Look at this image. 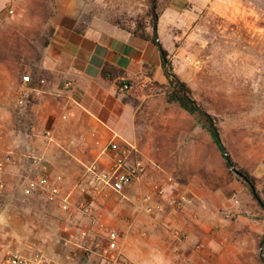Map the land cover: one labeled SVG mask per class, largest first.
I'll list each match as a JSON object with an SVG mask.
<instances>
[{"label":"rangeland","instance_id":"rangeland-1","mask_svg":"<svg viewBox=\"0 0 264 264\" xmlns=\"http://www.w3.org/2000/svg\"><path fill=\"white\" fill-rule=\"evenodd\" d=\"M58 1L62 6L67 0H0V60L9 70L37 63ZM80 1L83 25L98 18L128 32L149 22L147 0ZM158 1L160 39L173 71L213 115L236 170L256 178L264 201V0ZM157 77L165 79L164 72ZM167 92V84H150L125 97L138 109L137 144L143 156L170 171L183 187L201 181L264 214L249 185L227 168L207 129L178 105L169 104ZM16 185L11 191L5 186L0 195V262L9 251L54 253L48 249L55 244L54 255L62 257L58 229L68 222L56 206L26 198L21 178ZM64 260L63 256L62 263L75 264ZM82 262L95 264L87 258Z\"/></svg>","mask_w":264,"mask_h":264},{"label":"crops","instance_id":"crops-1","mask_svg":"<svg viewBox=\"0 0 264 264\" xmlns=\"http://www.w3.org/2000/svg\"><path fill=\"white\" fill-rule=\"evenodd\" d=\"M57 5L54 32L39 64H18L11 71L0 61V121L5 124L0 154L11 155L16 162L3 176L9 191L25 174L29 164L25 155L30 152L40 155L53 175L65 177L67 190L79 180L82 164L93 161L115 136L138 145V109L125 97L150 84H167L166 77H157L163 72L162 61L152 43L104 19L83 25L80 0ZM107 64L117 70L115 78L103 76ZM28 73L34 79L45 78L48 85L43 98L21 109L18 89ZM123 82L131 86L129 92L119 90ZM67 83L72 86L67 88ZM47 130L54 132L52 143L43 137ZM152 183L148 176L134 184L126 191L130 200L118 201L112 195L97 200L105 221L125 233L129 259L139 264H260L262 211L248 210L243 200L193 180L184 187L193 203L183 212L172 210L167 200H161L162 209L153 214L141 212L139 200L152 193ZM58 231L61 241L66 236L62 225ZM181 231L185 237L179 240L176 233ZM57 246L48 250L55 253ZM71 252L75 264L84 263L81 250L73 247ZM54 253L50 254L58 264H64V254Z\"/></svg>","mask_w":264,"mask_h":264},{"label":"built area","instance_id":"built-area-1","mask_svg":"<svg viewBox=\"0 0 264 264\" xmlns=\"http://www.w3.org/2000/svg\"><path fill=\"white\" fill-rule=\"evenodd\" d=\"M47 80L43 77L34 79L31 73L22 77V85L18 89L17 103L21 109L28 108L29 104L43 98ZM71 83L66 87L70 88ZM119 90L129 92L131 86L123 82ZM67 117L64 116L65 120ZM5 124L0 121V131ZM2 142V132L0 133ZM44 139L54 142V132L47 130L43 133ZM28 167L21 177L22 193L26 198H39L56 206L62 214V220L68 222L64 227L66 236L62 240L65 249L64 258L67 261L75 260V253L71 249L81 250L87 259L95 264H137L126 255L125 233L108 224L101 210L97 207V200L108 195L118 201L130 200L126 191L144 178L152 176V193L143 196L138 203L141 212L149 214L160 210L161 200H167L172 210L183 212L193 200L176 177L143 156L138 145L115 136L89 162L83 163V171L76 185L65 189L66 179L63 175H53L50 166L37 153L25 155ZM15 164L13 157L0 154V195L5 191L3 176L9 164ZM169 191L171 196L167 198ZM77 193V194H76ZM226 217H231L228 214ZM182 240L184 232L176 233ZM259 255L264 260V241L259 247ZM0 264H58L57 260L45 250H37L32 254H23L19 251H9Z\"/></svg>","mask_w":264,"mask_h":264},{"label":"trees","instance_id":"trees-1","mask_svg":"<svg viewBox=\"0 0 264 264\" xmlns=\"http://www.w3.org/2000/svg\"><path fill=\"white\" fill-rule=\"evenodd\" d=\"M148 12L147 17L149 22L146 24H139L134 30L128 31L129 33L152 43L159 51L162 68L164 75L167 79L168 92L166 94L167 102L169 104H176L182 110L187 112L189 115L193 116L199 123H201L210 134L215 145L220 151L224 162L229 169L236 170V163L229 155L227 148L223 142L220 127L211 113H209L194 97V93L189 84L184 81L178 74H176L172 69V63L170 60L169 51L164 47L160 39V7L158 0H147ZM54 32L52 28L48 37L43 41L42 51L38 56L36 64H39L42 60L46 48L50 44V38ZM1 61V60H0ZM117 70L110 65H106L103 69V76L105 78H115L117 76ZM243 174L241 179L246 182L254 196V199L264 207V201L260 197L257 190V180L255 177L251 176L244 170H236ZM263 261V258L260 257Z\"/></svg>","mask_w":264,"mask_h":264},{"label":"water","instance_id":"water-1","mask_svg":"<svg viewBox=\"0 0 264 264\" xmlns=\"http://www.w3.org/2000/svg\"><path fill=\"white\" fill-rule=\"evenodd\" d=\"M236 173H237L240 177H243V174L240 173L239 171H236Z\"/></svg>","mask_w":264,"mask_h":264}]
</instances>
